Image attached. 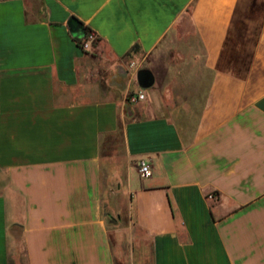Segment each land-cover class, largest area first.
Instances as JSON below:
<instances>
[{"label":"crops","instance_id":"0c3cea01","mask_svg":"<svg viewBox=\"0 0 264 264\" xmlns=\"http://www.w3.org/2000/svg\"><path fill=\"white\" fill-rule=\"evenodd\" d=\"M41 3L46 20L0 0V264H19L18 245L25 264H116L102 144L120 130L152 264H264V0ZM184 13L208 78L173 116L124 58L159 50ZM70 17L99 39L88 54Z\"/></svg>","mask_w":264,"mask_h":264},{"label":"rangeland","instance_id":"374dc122","mask_svg":"<svg viewBox=\"0 0 264 264\" xmlns=\"http://www.w3.org/2000/svg\"><path fill=\"white\" fill-rule=\"evenodd\" d=\"M28 7L40 11L41 0H32ZM196 55H201L198 41L189 15L184 13L159 50L141 59L130 54L124 61L129 64L128 69L132 72L138 67L153 71L152 90L159 92L162 89V104L165 106L163 110L176 116V111H181L182 105L196 104L194 97L204 92L200 82H205L208 75L202 68L200 57L195 58ZM146 113L150 112L131 111L128 118H142ZM102 158L104 216L112 228L116 264H152L150 242L134 227L132 215L129 213L128 198L124 192L128 162L120 131L104 140ZM17 249L20 255L19 264H25L21 245Z\"/></svg>","mask_w":264,"mask_h":264},{"label":"built area","instance_id":"2783aa9c","mask_svg":"<svg viewBox=\"0 0 264 264\" xmlns=\"http://www.w3.org/2000/svg\"><path fill=\"white\" fill-rule=\"evenodd\" d=\"M92 37L89 36L87 40H84L83 42V49L89 50L91 45ZM145 99V94L143 92H137V93H131L128 94L126 97V101H128L131 104L138 103L139 101H142ZM138 174L140 178H147L151 174V168L150 164L145 161H139L138 163Z\"/></svg>","mask_w":264,"mask_h":264},{"label":"water","instance_id":"95a60500","mask_svg":"<svg viewBox=\"0 0 264 264\" xmlns=\"http://www.w3.org/2000/svg\"><path fill=\"white\" fill-rule=\"evenodd\" d=\"M68 28L72 36L82 37L84 32L83 26L75 17H70L68 20ZM139 80L145 87L150 86L153 82L152 76L148 72H140Z\"/></svg>","mask_w":264,"mask_h":264},{"label":"trees","instance_id":"16d2710c","mask_svg":"<svg viewBox=\"0 0 264 264\" xmlns=\"http://www.w3.org/2000/svg\"><path fill=\"white\" fill-rule=\"evenodd\" d=\"M42 6H43V4L41 3V10L39 11H37V13H40V12H43L44 14L43 15H41V16H39V19L40 20H46V12L45 11H43L42 10ZM41 14V13H40ZM83 30H84V32H83V35H82V37H75V36H72L73 37V39H74V41L76 42V44L78 45V47H80L81 49H83V42H84V40H87L88 38H89V36H91L92 37V40H91V46H94L97 42H98V38L94 35V33L91 31V29H89L88 27H83ZM84 50V49H83ZM137 46H135L134 48H133V51L134 52H137ZM84 52L86 53V54H88V51L87 50H84ZM119 132V131H118ZM120 132H121V130H120Z\"/></svg>","mask_w":264,"mask_h":264}]
</instances>
